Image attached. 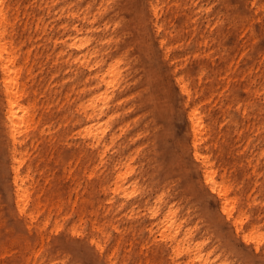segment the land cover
Wrapping results in <instances>:
<instances>
[{"label":"rangeland","instance_id":"374dc122","mask_svg":"<svg viewBox=\"0 0 264 264\" xmlns=\"http://www.w3.org/2000/svg\"><path fill=\"white\" fill-rule=\"evenodd\" d=\"M18 2L19 41L31 54L33 70L29 95L41 123L36 142L25 147L28 214L17 207L12 162L0 131V264H109L113 250L116 264H182L156 241L159 236L148 233L144 211L118 210L124 196L103 189L115 175L108 157L116 159L119 151L135 155L129 179L138 176L142 186L168 190L193 219L202 220L198 236L208 231L209 245L224 248L230 228L215 217L216 200L199 181L187 96L176 80L181 76L191 83V105L207 112L214 125L208 151L240 188L251 222L264 227V0ZM71 3L80 12L88 7L90 20L100 8L96 23H84L90 35L102 52H124L131 62L133 95L119 109V139L105 159L77 134L87 74L68 63L54 43L73 20L66 11ZM102 234L107 240L100 255L90 239H103ZM231 241L238 264H258L237 256L253 254L252 245Z\"/></svg>","mask_w":264,"mask_h":264},{"label":"bare ground","instance_id":"6f19581e","mask_svg":"<svg viewBox=\"0 0 264 264\" xmlns=\"http://www.w3.org/2000/svg\"><path fill=\"white\" fill-rule=\"evenodd\" d=\"M18 4V0H0V131L12 162L17 207L20 213L28 214L32 196L31 187L28 186L30 169L25 175L22 171L29 156L25 147L28 141L36 142L35 131L41 119H37L36 103L29 95L33 70L28 66L31 54L22 50L19 41L20 29L15 11ZM66 9L67 17L73 20L70 24L67 22L63 25L65 32L62 38L56 39L54 43L62 46L63 58L68 63H74L77 69L87 74L83 81L85 96L77 105L82 120L81 123L78 122L80 129L77 134L84 137L86 144L97 149L100 157L105 159L119 139V124H115L120 114L119 109L133 95L129 78L131 62L127 61L124 52L117 55L102 52L100 41L94 40L90 29L84 24L92 16L88 7L80 12L78 6L71 3ZM155 11L158 15L157 8ZM97 14L90 20L92 23H96ZM158 29L160 30V26ZM73 49L76 53L72 52ZM176 80L187 96L190 151L198 163L199 181L216 200L215 217H221L230 228L231 237L227 239L224 248L221 243L216 247L209 245L211 236L208 231L198 236L202 220L193 219L190 212L181 207L176 196L170 197L168 190H152L146 185L142 186L138 176L129 179L136 168L132 152L126 154L125 151H119L114 160L111 159L113 154L108 157V161L113 162L109 163L115 175L112 183L103 189H111L114 195L124 196V202L116 207L118 210L129 208L135 214L144 211L148 233L154 237L159 236L156 241L164 243L177 262L238 264L234 259L236 255H232L233 251L229 246L233 245V238L253 246V254L238 252V257L245 256L249 261L264 264V227L259 220L251 222L252 214L242 201L240 188L232 181L227 168L218 166L216 158L208 151L207 143L214 125L207 112L202 111L198 105H191L193 92L190 81L182 76L176 77ZM136 195L139 197L129 204L130 198ZM113 198L114 196L109 199L110 205ZM30 217L32 218V214ZM74 229L80 232L77 227ZM102 236L103 239L97 236L90 239L100 255L105 251L107 240L105 234ZM116 257V250H113L108 256L109 264H116Z\"/></svg>","mask_w":264,"mask_h":264}]
</instances>
